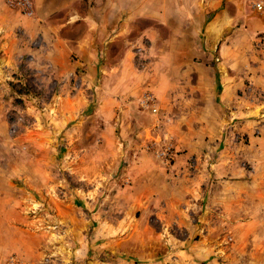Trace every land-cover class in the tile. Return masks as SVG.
Listing matches in <instances>:
<instances>
[{"label": "rangeland", "instance_id": "1", "mask_svg": "<svg viewBox=\"0 0 264 264\" xmlns=\"http://www.w3.org/2000/svg\"><path fill=\"white\" fill-rule=\"evenodd\" d=\"M241 1L211 42L205 0L141 43L81 19L112 0L0 38V264H264V0Z\"/></svg>", "mask_w": 264, "mask_h": 264}, {"label": "crops", "instance_id": "2", "mask_svg": "<svg viewBox=\"0 0 264 264\" xmlns=\"http://www.w3.org/2000/svg\"><path fill=\"white\" fill-rule=\"evenodd\" d=\"M35 5V18H29L22 15H16L11 17V22H14L15 18L18 20V25H14L13 27H9L10 19L9 17L2 20V16L6 18L5 8L2 3H0V38L3 39L6 35H11L12 29L15 32L23 31L27 36L32 37V33L39 27L45 28L42 23L37 22L38 19H56L58 13L62 11H66L71 6V3L74 0H33ZM91 1V0H87ZM98 2V0H95ZM112 0L110 6H105L104 3H100L101 5L96 4L95 8L88 10L84 17H81L83 21L89 24V27H94L95 29H101L112 27V30L115 29V43L126 41L127 39H137L136 43H141V39H145V36L153 37L155 32H152L150 28H141L138 27L136 22L141 21L142 19H154L153 13H158L161 22H165V26L169 25L168 16L171 17V13L173 12H182L185 10L184 4L182 0ZM225 1V0H224ZM225 6L220 8L223 4V0H205L202 4L195 5L193 10L197 12H213L207 23L208 36L207 39H221L223 33L231 26L233 21V17L231 15V9L233 6H240L242 9V1L241 0H227L224 2ZM106 8V9H105ZM106 12V13H105ZM241 12V10L239 11ZM170 13V14H169ZM242 13V12H241ZM240 13V14H241ZM13 15V13H9ZM14 18V19H13ZM70 20H73L71 18ZM76 20V19H75ZM37 25H36V24ZM91 23V24H90ZM241 23V22H240ZM21 25V27H20ZM242 24H240L241 26ZM171 26L175 27L176 35L178 34L179 39H183V27L182 25H178V21L176 23L171 24ZM260 30L264 31V22H261L259 25ZM35 27V29H33ZM49 27V26H48ZM114 27V28H113ZM12 28V29H11ZM11 29V30H10ZM60 28L55 27L53 29L51 27V31L56 32ZM103 32V31H102ZM199 32V25L196 27L195 33ZM180 33L182 35H180ZM135 35V36H134ZM3 37V38H2ZM134 37V38H133ZM227 36L225 39H228ZM88 33L84 36L83 39H90ZM178 38V37H177ZM148 39V38H147ZM211 42V41H210ZM140 45V44H139ZM141 49V47H139ZM209 58L208 55H203L202 57ZM7 57L3 56L0 59V74L7 75L9 68L5 66V62ZM115 68L118 69L117 66ZM141 71H145V68H140ZM139 75L140 73H133ZM5 82H0V88L5 87ZM1 100V99H0ZM1 119V117H0ZM8 218V217H7Z\"/></svg>", "mask_w": 264, "mask_h": 264}, {"label": "built area", "instance_id": "3", "mask_svg": "<svg viewBox=\"0 0 264 264\" xmlns=\"http://www.w3.org/2000/svg\"><path fill=\"white\" fill-rule=\"evenodd\" d=\"M3 1L8 7L17 9L22 14L25 15H32L33 13V6L30 0H1ZM255 7L257 10H263L264 6L260 2L255 3ZM161 156L165 158H169L173 156L172 147L170 145L163 146L161 151Z\"/></svg>", "mask_w": 264, "mask_h": 264}]
</instances>
